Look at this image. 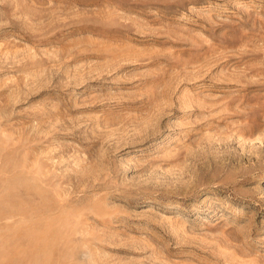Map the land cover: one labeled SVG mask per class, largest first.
<instances>
[{"label":"rangeland","instance_id":"1","mask_svg":"<svg viewBox=\"0 0 264 264\" xmlns=\"http://www.w3.org/2000/svg\"><path fill=\"white\" fill-rule=\"evenodd\" d=\"M0 264H264V0H0Z\"/></svg>","mask_w":264,"mask_h":264}]
</instances>
